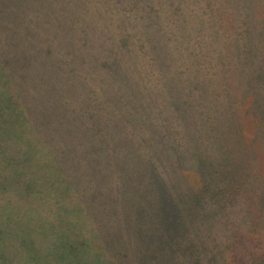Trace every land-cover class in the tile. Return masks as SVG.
<instances>
[{
  "label": "rangeland",
  "instance_id": "1",
  "mask_svg": "<svg viewBox=\"0 0 264 264\" xmlns=\"http://www.w3.org/2000/svg\"><path fill=\"white\" fill-rule=\"evenodd\" d=\"M12 3L14 17L35 27L32 41L44 55L32 101L38 123L29 126L39 151L12 143L13 166L26 174L46 150L53 156L43 152L33 167L53 178L42 183L46 201L20 193L12 204L0 241L9 264H68L59 247L73 234L96 248L135 243L145 249L133 238L140 211L143 221L158 208L160 214L166 188L163 220L173 233L180 202L195 205L183 173H195L210 188L204 212L184 235L207 241L217 258L212 264H224L231 241L249 234L252 221L264 226V107L255 103L264 97V81L253 93L221 87L234 80L230 60L240 66L252 60L245 74L254 63L264 70V0H23L20 9L29 14L22 19L21 0ZM195 14L205 19L204 35L190 17ZM184 17L192 21L183 26L188 37L174 31ZM215 21L227 26L228 37L220 33L213 41ZM123 35L130 37L127 49L117 44ZM255 37L257 57L240 54L236 45L252 49ZM54 157L78 188L73 199L51 197L59 188ZM92 193L97 197L89 201ZM41 205L62 216L52 210L45 221L37 214ZM96 254L86 264H105ZM173 255L178 264L179 252Z\"/></svg>",
  "mask_w": 264,
  "mask_h": 264
},
{
  "label": "trees",
  "instance_id": "2",
  "mask_svg": "<svg viewBox=\"0 0 264 264\" xmlns=\"http://www.w3.org/2000/svg\"><path fill=\"white\" fill-rule=\"evenodd\" d=\"M14 1L15 0H0V241L4 237L5 224L12 220L11 206L18 200L19 194L21 193L24 197L46 201V196L44 194H47V191L42 187V183L50 182V179L52 180L53 178V176L49 177V175H45V173L39 174L37 168L33 167L40 162L39 157L43 152L51 154V152L46 150H41L38 153L30 164L26 174L23 173L20 168L13 166V154L18 155V153H14L10 149L12 143H19L22 145L27 142L28 146L27 149L24 150L25 152L39 151L38 148H35L38 139L35 140L33 138L34 142L29 140V137H31L29 135V131H31L29 126L38 123V112L34 110L35 106L32 101L36 97V92L34 90L36 86L35 77L38 78L37 75H39L42 59H44L41 47L35 45L32 41V30L35 27H30L28 24L21 22V20L19 21L20 16L18 19L17 14V18L14 17L13 14L17 11L18 6L17 5L16 9H14L15 6H13L12 3ZM227 1H231V5H235L238 0ZM22 6H24L23 0H21V6H19L21 19L29 14L27 9L24 10V12L20 9ZM208 7L211 8L210 6ZM212 7L211 9H215L214 6ZM224 7L225 5L222 6V10ZM177 10L180 12L179 8H177ZM221 13L218 16L219 18H223ZM173 14H176V10L173 11ZM189 14L190 13H187V15ZM179 15H182V12H180ZM9 17H14V20L6 23L5 21H7ZM180 17L183 18V16ZM190 17L194 23H196L197 32L199 33L202 31L201 34L204 35L206 30L205 19L196 16V14ZM16 19L18 23L15 22ZM189 21V17H184V21L179 20L178 22H174V31L176 35L181 32L185 37H188L187 32L183 30V26L187 27ZM212 24L210 28L215 30L214 33L211 32L213 41L217 40L221 35L223 38L230 35V31H228L226 25H224L223 28V24L218 21ZM255 39L256 37L251 44L253 52L249 46H246L244 49L242 48L241 51L238 44L236 48L239 53L241 54L243 50L251 52L253 53V57L256 58L258 54L254 51V47L256 46ZM117 44L119 47L127 49L130 44V37L128 35L120 36L117 40ZM233 56L232 54V58ZM225 58V56L220 55L218 60L219 62L225 63ZM230 65L233 68L231 69L234 73V80L229 84L223 82L221 87L225 89L229 88L228 86L231 85V89L237 90L238 94H241V90L243 93L244 91L253 93L257 90L259 83L264 81V70L260 63H254L251 70L252 73L247 74H245V69L252 65V60H246L243 64L241 62V66L238 61H233V64H231L230 60ZM33 70H35V72ZM221 73H224L223 69ZM236 75H240L241 79H236ZM208 81L210 82L209 78ZM211 81L214 84V81ZM40 82L41 80L39 79L37 82L38 86L41 85ZM241 85L246 88L241 89ZM255 103L264 107V97L260 96ZM9 117L14 118V122H9ZM23 126L25 127L22 130ZM79 159L80 157L78 160ZM60 163L61 162L54 157L52 165L55 167L58 166V169H56V171L54 170V179L55 182L59 184V188L56 191V196H50L61 199L70 193L71 199H73L75 192L77 194L79 193L78 188L73 185V180L68 176ZM11 170H17L19 172L18 176L9 178V176L4 174L6 173L9 175ZM195 175V173L182 174L185 182L191 189V198L195 205H192L187 200H182L180 202L178 205L179 212L173 219L178 221L175 233L168 227V222L163 220V213H165V198L167 197L168 189L166 188L161 199L162 205L160 214L158 208V210H156L158 213H154L155 216L148 217L146 221H143L140 211L139 216L141 217V224L135 229L133 238H138L143 243H146L147 247L145 249L138 248L135 243L121 245L116 249L112 247L96 248V246L92 247V245L89 244L87 237L73 234L59 247L61 259H65L68 264H86L90 263L91 259H95L97 256L96 253L99 251L102 253L105 264H172L171 258L174 257L173 254L179 252L177 256H180V262L178 264H212L217 258L207 250V241L203 240L200 235L199 239H197L194 234H192V238L184 235L187 226H192L196 219L200 218L201 214L204 212L201 205L202 202H207L206 194L210 192L208 185L207 187H202L201 179L200 181L194 180L196 177ZM8 179L10 180L9 183L7 182ZM204 183H207L206 180ZM209 184L213 185V183ZM94 190L96 191V188H94ZM227 190V186L222 188V191L227 192ZM96 197L97 195L92 193L89 201H94ZM39 208L41 212L37 214L44 215L42 218L45 221H49L48 217L50 211H58L48 205H41ZM58 214L62 216L60 211H58ZM144 225H146L149 230V237L146 235ZM240 236L234 239V241L232 240L233 242L231 241L232 244L228 247V255L225 258L224 264H264V226L252 221L249 234ZM159 244H162V246L159 247ZM7 251L8 246H2L0 242V264H9L7 260ZM175 259H177V257H175Z\"/></svg>",
  "mask_w": 264,
  "mask_h": 264
}]
</instances>
